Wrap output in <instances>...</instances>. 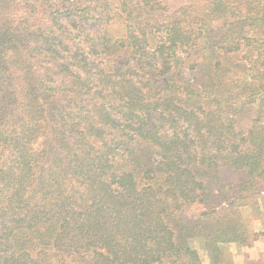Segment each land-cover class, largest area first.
<instances>
[{"label":"trees","instance_id":"16d2710c","mask_svg":"<svg viewBox=\"0 0 264 264\" xmlns=\"http://www.w3.org/2000/svg\"><path fill=\"white\" fill-rule=\"evenodd\" d=\"M245 207L264 0H0V264H234Z\"/></svg>","mask_w":264,"mask_h":264},{"label":"rangeland","instance_id":"374dc122","mask_svg":"<svg viewBox=\"0 0 264 264\" xmlns=\"http://www.w3.org/2000/svg\"><path fill=\"white\" fill-rule=\"evenodd\" d=\"M169 3L174 6L177 3H181L184 0H168ZM244 126V124H241ZM197 209H192V213L196 212ZM243 212L247 215L251 221L253 229L255 231L264 230V211L256 212L252 211V208L245 207ZM192 244L198 247L197 241H193ZM231 253L234 264H251L254 261L256 264H264V236H259L249 247H237L234 244L227 246Z\"/></svg>","mask_w":264,"mask_h":264},{"label":"crops","instance_id":"0c3cea01","mask_svg":"<svg viewBox=\"0 0 264 264\" xmlns=\"http://www.w3.org/2000/svg\"><path fill=\"white\" fill-rule=\"evenodd\" d=\"M241 248H243V247H241Z\"/></svg>","mask_w":264,"mask_h":264}]
</instances>
